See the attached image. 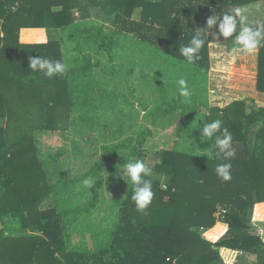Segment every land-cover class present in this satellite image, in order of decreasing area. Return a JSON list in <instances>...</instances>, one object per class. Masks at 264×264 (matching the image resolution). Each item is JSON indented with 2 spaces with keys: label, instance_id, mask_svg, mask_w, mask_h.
<instances>
[{
  "label": "trees",
  "instance_id": "trees-1",
  "mask_svg": "<svg viewBox=\"0 0 264 264\" xmlns=\"http://www.w3.org/2000/svg\"><path fill=\"white\" fill-rule=\"evenodd\" d=\"M90 1L96 4V15L101 13L98 7L109 14V25L76 24V0H0V221L4 225L0 230V264H223L221 247L253 254L257 264H264V240L248 232L256 204L264 201V108L248 110L247 100L234 101L226 107L209 106L206 98L201 99L207 108L203 112L188 97L168 101L162 96L164 79L176 77L183 72L180 69L207 79L210 42L222 36L219 21L212 29H206L210 15H220L228 7L254 6L262 0ZM137 8L142 9L139 20L133 18ZM91 14L84 4L79 18L85 21ZM199 29H204L207 42L198 54L199 59L189 63L179 48L186 46ZM39 30H45V41L26 40L31 32ZM123 35H131L125 41L137 45L131 57L138 52L164 59L163 78H157L159 86L164 87L158 95L161 103H152L151 107L143 104L135 88L137 82L129 76L133 70L116 69L105 60H116L123 54ZM257 51V89L264 92V47ZM37 56L60 60L66 65L65 74L43 79L42 73L28 68L29 58ZM96 69H102L103 77L113 81L112 87L93 77ZM121 77L143 108L150 111L154 125L160 120L169 122L170 115L186 113L175 131L179 139L166 148L152 146L156 150H150L145 137L153 133L150 128L143 137L130 134L118 144L103 146L106 155L114 158L113 164L108 163L110 166L140 159L152 168L151 176L146 177L153 182L151 204L144 212L137 211L131 199V181L127 183L112 174L93 184V198L84 205L68 203L67 198L62 205L42 209L41 204L51 193H57L50 184V174L58 168L55 166H62L63 153L60 149L43 151L41 134L65 130L64 122L73 113L77 114L74 120L78 128L83 129L99 128V117L108 118L103 125L105 140L128 134L129 122L136 116L130 110L131 100L126 91L116 87ZM153 79L150 78V89L154 88ZM91 80L96 81V87H88ZM36 82L54 83L51 86H55L53 91L57 93L44 97L41 88L36 95ZM71 87L78 91L73 97L68 95ZM103 103L108 105L107 114H97ZM216 119L232 133L234 159L226 161L222 154L217 157L211 141L212 158L179 148L182 140L188 141L204 123ZM196 140L200 141V135ZM151 153L154 164H147ZM221 163H231L230 181L217 176L215 168ZM101 165L97 160L92 169ZM243 167L250 180L239 176ZM161 178L167 183V191L160 190ZM71 183L79 186L74 179ZM102 184L120 190L115 220L111 226L107 223L111 230L108 239L98 249L72 247L74 233L70 227L75 225V233L80 234L88 220L84 215L97 206ZM213 193L216 197L210 200L208 196ZM218 203H227V213L221 219L227 230L213 239L206 230L216 229L213 213ZM201 227L206 229L204 237L199 232Z\"/></svg>",
  "mask_w": 264,
  "mask_h": 264
},
{
  "label": "rangeland",
  "instance_id": "rangeland-1",
  "mask_svg": "<svg viewBox=\"0 0 264 264\" xmlns=\"http://www.w3.org/2000/svg\"><path fill=\"white\" fill-rule=\"evenodd\" d=\"M258 3H255L253 7H256ZM249 7V6H248ZM252 7V5H251ZM254 14L252 15L253 20L251 23H254L255 21L259 20L260 12L254 9ZM250 13V12H249ZM1 22V21H0ZM250 22V21H249ZM0 31H1V25H0ZM234 41L232 40L231 43ZM124 47L122 48V53L125 54V57H121L120 55L118 58H114L116 60H108L105 59L109 65H114V67L119 68L121 67L124 70L132 69L133 73L130 74V78H135L134 82H137L136 84V91L138 96L143 101L142 103L147 106H152L156 103H161L160 99L158 98L159 92L163 90L165 87V90L163 93H165L164 96L165 99L168 101L172 100L174 97L183 98V96H178V89L179 84L178 81L180 79H185L187 81V86L190 90V96L188 97L189 100L197 102L199 104V108L201 111L205 112L207 111L206 104L204 100L201 99H208L207 103L214 104L217 97L213 98L211 95H213V91L209 90L206 87L207 80L204 78L203 75H201L199 78L193 76L192 74H189L188 72H185L184 69L182 73L176 75V77H170L167 79H164V87L159 86L158 79L163 78L162 75V68L161 64L163 63V58H160V56H156L154 54L148 56L147 53L145 54H139L138 52L135 53L133 57H131L132 51L136 49L137 45L133 41H125L123 40ZM210 49V47H209ZM217 56L218 54L215 53ZM214 55V56H215ZM159 59L158 61L156 60ZM242 56L232 57V62L234 63L233 67H226L225 70H229L228 75V81L230 83L232 82L233 85L235 83L241 84L243 83L250 74V67L248 69H243V64L245 63L244 58H241ZM219 58H217L218 60ZM216 60V61H217ZM116 61V64H115ZM211 61V56H210ZM230 61V58L228 59ZM179 65L184 66L182 63H179ZM248 65V64H247ZM212 68V62L211 67ZM218 69V68H216ZM102 70V69H101ZM96 69V72H94L93 77L96 80H99L101 83L107 84L109 87L113 83V81L109 78L103 77V72ZM214 70H212L213 73ZM232 71V72H230ZM203 74H205L203 72ZM155 76V77H154ZM43 79H48L49 77H46L42 75ZM150 78H154L153 85L150 89ZM156 78V79H155ZM158 78V79H157ZM192 78V79H190ZM237 79L236 81L234 79ZM188 79V80H187ZM190 79V80H189ZM162 81V80H161ZM95 80H91L90 83H88V87H96L97 84L95 83ZM163 82V81H162ZM37 86L38 92L36 95H39V90L42 88V95L44 97L51 96L57 91H53L55 89V86H51L49 84H43L42 82H36L34 83ZM43 87H40L42 86ZM158 85V86H157ZM40 87V89H39ZM112 87V86H111ZM116 87L119 89H123V92L126 91V94L129 96V99L131 100V111L134 112V116L136 118L134 120H130L129 126L130 131L128 134L123 135L120 139L118 138H111L109 140H105V133L106 128L103 127V125L107 122L108 118H105L103 116L99 117V124L100 127L95 129H83L78 128L77 121L75 122L74 118H76L77 114L73 113L69 119V121H65L66 124L65 130L60 129L58 131H55L53 133H44L41 134V143L43 148V151H51L55 152V149H60V151L63 153L61 158V164L62 166H55L58 167L53 173L50 174V184H53L56 187L57 193H51L50 197L46 199L42 204L41 208H52L56 207L58 205L63 204V200L67 199L68 203L77 205V204H83L87 202L88 200H92L93 198V190L92 189H86L84 187H79L82 185V181L86 178H90L96 183L97 180L104 178L107 180L112 174H116L118 171V168H121L120 166H110L108 163L113 164L114 158H109L108 155H106V152L104 151V145H115L125 140V138L130 135H138L142 136L145 135L148 131V129H153L152 134H147L145 137L147 139V145L151 150L152 146H156L158 148H166L169 145H172L173 140H178L179 138L176 135V130L180 126L182 122H184L185 115H180L178 113L174 114L173 116H169L170 119L169 122H166L165 120H160L155 125L153 124V117L150 114V111H146L141 102L135 98V96L131 93V90L126 82V79H117ZM126 88V90H125ZM111 89V88H110ZM197 89L198 91L194 93V90ZM78 92L75 90L74 87H71L69 89L68 95L70 97H73V95ZM201 94V95H200ZM81 96L85 97L82 93ZM194 96V100L193 97ZM237 96V95H236ZM238 97V96H237ZM236 97V98H237ZM239 98V97H238ZM100 101V100H99ZM153 103V104H152ZM208 103V104H209ZM152 104V105H151ZM100 109L97 111V114H107L106 110L108 108L107 103H103L102 106L99 107ZM129 108V107H128ZM130 112V114H132ZM111 112H108L110 114ZM138 116V117H137ZM110 119V118H109ZM246 121V119H244ZM247 122V121H246ZM78 128V129H77ZM79 130V131H78ZM194 136H189L188 138V145L192 148L195 147V151L197 152V147L199 148L197 144L196 138H193ZM199 144H202V150L206 151V148L203 149L206 144L205 141L201 142V140L198 142ZM190 147V148H191ZM208 147V146H206ZM157 148V149H158ZM45 149V150H44ZM156 149L152 147L151 151H155ZM45 153V152H44ZM147 158V164H154V159L151 156ZM109 159V160H108ZM153 159V160H152ZM97 160H100V164L102 162L101 166L95 167L97 169H92L95 165V162ZM152 161V162H151ZM124 164V163H123ZM249 166H245L247 168ZM244 167L241 168L242 172L240 171L239 176L244 177L245 179L250 180L251 178H248L245 176L244 173ZM89 172V175L88 173ZM87 174L86 178H82L83 175ZM65 179L67 180V183H64ZM74 179L76 182H79V186H75L73 183H71V180ZM240 183V182H239ZM261 183H264L262 180ZM125 190V188H124ZM119 188H113L108 185L102 184L101 187L98 190V197L99 201L97 203V206L94 208H91L90 211L84 215L88 218V220L85 222V225L82 227V230L80 234L78 232L75 233V225H71L70 230L74 233L73 241L71 246L76 247L79 246L80 248H86V249H98L99 247L103 246V244L106 243L108 236L107 234H110V226L113 225V221L115 220V205H118L117 203L120 202L118 197L120 196ZM71 192H76V196L73 194H70ZM210 200L215 199L216 194L213 193L208 196ZM218 205V204H217ZM220 205V204H219ZM218 205V206H219ZM216 206V210L217 207ZM60 206L58 207V209ZM119 210V209H117ZM215 210V211H216ZM215 213V212H214ZM213 213V217H215ZM217 220V219H216ZM109 223L110 226L107 225ZM4 227L3 222L0 221V230Z\"/></svg>",
  "mask_w": 264,
  "mask_h": 264
},
{
  "label": "clouds",
  "instance_id": "clouds-1",
  "mask_svg": "<svg viewBox=\"0 0 264 264\" xmlns=\"http://www.w3.org/2000/svg\"><path fill=\"white\" fill-rule=\"evenodd\" d=\"M256 10L260 12L261 5H256ZM264 15V13H262ZM219 35H222L226 40L232 38L234 41V51L251 55L259 48L264 47V19L249 22V9L246 7H232L222 11L220 15L212 14L207 18L206 29H212L217 25ZM204 29L195 31L191 40L186 46H181L179 52L187 62L194 63L199 59V52L205 46L207 40L204 38ZM235 34V35H234ZM217 34H213L214 39ZM33 72L42 73L46 77L62 76L66 72V65L60 60H51L42 56L30 57L29 65ZM179 95L183 97L190 96V90L185 79H180ZM222 121L219 119L204 123L200 132V140L211 141V146L216 150V156L221 157L226 161L234 159L236 156V148L233 146L232 133L226 127H222ZM231 163H221L215 168L218 177L223 181H230ZM152 168L147 166L143 160L136 159L134 161H126L118 168L116 176L122 178L127 183L131 181L133 186V194L131 199L134 201L136 210L144 212L151 204L154 192L152 190L153 182L150 177ZM94 181L86 178L82 181V186L86 189L93 187ZM160 190L167 191V183L164 178H161Z\"/></svg>",
  "mask_w": 264,
  "mask_h": 264
},
{
  "label": "crops",
  "instance_id": "crops-1",
  "mask_svg": "<svg viewBox=\"0 0 264 264\" xmlns=\"http://www.w3.org/2000/svg\"><path fill=\"white\" fill-rule=\"evenodd\" d=\"M76 0L77 5L74 7V12L78 14V22L79 23H87L89 26L90 25H101L104 23V25H109V21L106 19V17L109 15L105 13L104 8L101 9V13L96 15L94 13L95 10V5H92V2L90 0H81L80 4H78ZM85 2V3H84ZM84 4H86V8L92 12L91 17H88L85 21L81 20L79 17L81 16V12L84 10ZM258 4L261 5V10H260V17L259 19H264V0L258 2ZM243 8V7H242ZM246 8L249 9V21L250 23L253 21L251 20L252 15L254 14V9L256 10V7H251V5ZM141 8H137L134 11L133 18L136 20H139L141 18ZM90 15V14H88ZM31 36L26 38L28 42H33V41H45L47 39V34L45 30H39L36 31L35 33L30 34ZM235 35V34H234ZM123 39H130L132 38L131 35H123ZM233 39L230 38L226 40L223 36H221L219 39L213 40L210 42V56H211V62H212V68L211 70L208 71L207 73V82H206V87L210 90H212L213 95H211L213 98L217 97L216 101L214 104L209 103V106H219V107H226L229 104L233 103L234 101H240V100H247L248 101V110H259L260 108H264V92H260L257 89V76H258V51H255L251 55L243 54L234 51V48L236 47L234 45V42L231 43ZM131 41V40H130ZM215 53L218 55L216 56ZM242 56L241 58H244L245 63L243 64V69H250V74L248 75V78L241 84L235 83V85L230 83L228 81V75L229 70H225V66L227 63H229L226 67H235L232 62V57ZM215 55V56H214ZM126 55L121 54V57H124ZM217 58H219L217 60ZM230 58V61L228 59ZM217 60V61H216ZM248 64V65H247ZM249 66V67H247ZM218 68V69H216ZM212 70L213 73H212ZM232 72V71H230ZM251 77V80L249 81V78ZM235 81L237 80L236 78L234 79ZM210 90V91H211ZM239 97H237V96ZM237 97V98H236ZM208 100V99H207ZM202 128H200L201 132ZM200 132L197 134H192L191 136H194L193 138H198L200 135ZM189 138V137H188ZM206 144L204 145L206 148V151L202 150V147L199 148L197 147V152L195 151V147H191L188 145L187 140L184 141L182 140L180 143V149L186 150L185 152L195 155V156H202V157H213V150L211 146H209V141H205ZM198 144V143H197ZM208 146V147H206ZM191 147V148H190ZM226 205L227 203H218V205ZM217 205V206H218ZM216 220V218H215ZM216 227L215 231H211L212 229H204L200 228L199 232L202 233V236L204 237V231L206 230L207 233H210L213 239H218L221 235H223L226 230L227 226H225L224 223H221V220H216ZM250 228L248 229V232L250 234H258L262 237L264 240V201L257 203L254 212H253V221L249 224ZM211 231V232H210ZM217 234V235H216ZM216 235L214 238L213 236ZM220 254L223 259V264H257V257L253 254H249L246 252H242L239 250H233L231 248H226V247H221L220 248ZM222 264V263H220Z\"/></svg>",
  "mask_w": 264,
  "mask_h": 264
},
{
  "label": "built area",
  "instance_id": "built-area-1",
  "mask_svg": "<svg viewBox=\"0 0 264 264\" xmlns=\"http://www.w3.org/2000/svg\"><path fill=\"white\" fill-rule=\"evenodd\" d=\"M226 213H227L226 207H224L223 205H219L217 207V210L215 211L214 215H215L217 220H221Z\"/></svg>",
  "mask_w": 264,
  "mask_h": 264
}]
</instances>
